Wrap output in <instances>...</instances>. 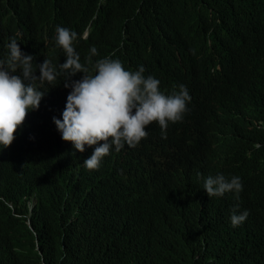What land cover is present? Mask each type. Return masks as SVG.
Segmentation results:
<instances>
[{
	"label": "trees",
	"instance_id": "obj_1",
	"mask_svg": "<svg viewBox=\"0 0 264 264\" xmlns=\"http://www.w3.org/2000/svg\"><path fill=\"white\" fill-rule=\"evenodd\" d=\"M258 16L264 0H0V58L17 38L59 67V25L77 33L74 48L90 72L107 56L129 70L145 66L166 92L184 84L192 99L179 125L228 150L229 175L243 181L234 205L248 210L242 227L260 245L222 243L234 205L189 197L169 217L158 201L123 215L115 202L126 170L88 173L47 118L22 138L15 160H0V264H264V34L248 32ZM207 66L218 71L219 88L202 98ZM66 78L58 76L47 96L61 99Z\"/></svg>",
	"mask_w": 264,
	"mask_h": 264
},
{
	"label": "clouds",
	"instance_id": "obj_2",
	"mask_svg": "<svg viewBox=\"0 0 264 264\" xmlns=\"http://www.w3.org/2000/svg\"><path fill=\"white\" fill-rule=\"evenodd\" d=\"M248 32L264 34V16L250 20ZM76 40L74 30L56 26L54 42L65 57L56 66L59 71L48 58L40 61L26 52L19 39L7 40L5 56L0 58V160L19 155L23 151L19 135L32 133L48 118L54 138L81 156L82 167L89 173L102 167L122 169L134 161L164 165L173 173L152 194L136 201L143 183L152 178L126 179L123 194L115 202L125 216H135L141 205L158 201L169 217L189 197L232 207L243 191V181L229 175L228 150L215 140L202 138L195 127L179 125L192 99L189 89L180 84L166 92L161 80L145 66L129 70L119 59L107 56L97 59L90 72L80 62ZM89 51L96 53L95 47ZM78 72L83 73L81 78L71 79ZM61 74H66L63 81L68 92L62 99L48 97L55 85L51 83ZM218 88L219 73L207 66L198 93L203 98ZM44 99L52 100L42 103ZM238 207L234 205L225 220L222 243L231 246L247 241L260 246L242 227L249 219L248 210Z\"/></svg>",
	"mask_w": 264,
	"mask_h": 264
},
{
	"label": "bare ground",
	"instance_id": "obj_3",
	"mask_svg": "<svg viewBox=\"0 0 264 264\" xmlns=\"http://www.w3.org/2000/svg\"><path fill=\"white\" fill-rule=\"evenodd\" d=\"M47 138H48V136H47ZM89 173V172H88ZM120 173H121V171H120ZM123 175V174H122ZM121 178V177H120Z\"/></svg>",
	"mask_w": 264,
	"mask_h": 264
}]
</instances>
